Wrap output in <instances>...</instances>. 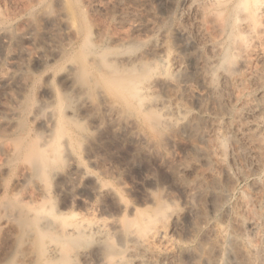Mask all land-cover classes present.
Returning <instances> with one entry per match:
<instances>
[{
	"label": "bare ground",
	"instance_id": "6f19581e",
	"mask_svg": "<svg viewBox=\"0 0 264 264\" xmlns=\"http://www.w3.org/2000/svg\"><path fill=\"white\" fill-rule=\"evenodd\" d=\"M57 1L63 85L25 95L12 121L5 161L19 172L0 186V264H264V0H171L191 23L173 27L133 0L140 38L106 43L79 1ZM92 97L98 128L118 120L151 165L138 183L76 159Z\"/></svg>",
	"mask_w": 264,
	"mask_h": 264
},
{
	"label": "rangeland",
	"instance_id": "374dc122",
	"mask_svg": "<svg viewBox=\"0 0 264 264\" xmlns=\"http://www.w3.org/2000/svg\"><path fill=\"white\" fill-rule=\"evenodd\" d=\"M170 1L171 0H147V8L149 12L151 11L153 15L161 19L166 27H168V25L173 27L177 22H182L181 24L185 22L187 26H190L191 23L189 20H176V15H171L172 13H169ZM48 2H51L53 5V10L51 11L52 14L50 15L51 17H48L46 14V4ZM77 2L79 6L81 5V9H83L85 19L87 23H89L88 25H90L89 27H91V31L94 30L95 32L96 29L104 28L101 33L103 32L105 35H103L105 43L106 40L108 41L110 39H116L115 41L118 42V36L121 38H127L129 34L130 37H132V33L133 35L136 34L134 35L135 38L137 37L136 39L140 38L138 37L139 34L137 32L135 33L131 26V22H133L131 17H133V14L135 13V16L133 17L134 20L138 19L137 17L141 19L142 17H145L144 15L146 13L142 10L138 12V9L140 10L141 8L136 1L86 0L85 3V0H77ZM93 2L96 5L99 4V6H102L103 8H94L95 6ZM84 3L86 5H84ZM29 9L33 14L28 12ZM58 11L59 5L57 0H0V186L7 183V181L9 182V185L14 186L16 184L14 180L16 178L15 175H18L19 172L17 171L19 169L12 170L7 161H5V149L9 142L8 137H10L12 133L11 124L12 121L17 118L19 104L24 98H26L25 95L29 97L32 96V99H37V101L47 100L49 99V93L46 88L48 85L52 86V88L55 87L54 89H60L63 85L61 78L62 73L58 71V67L60 66L57 65L59 64L57 60L58 53L63 46H65L63 44H66L69 36L65 29L66 27L63 17ZM175 20L176 22L173 23ZM170 27L169 29H171ZM8 28L9 31L7 30ZM4 31H7L8 34L4 33ZM170 31H172V29ZM125 33L127 34V37L122 35ZM5 34L6 37L4 36ZM184 40L183 43L186 44L185 41L187 40ZM12 73L14 74L11 77ZM90 98L91 97H88V99ZM92 98L94 105L90 108L89 115L84 118L82 123V130L85 134L83 144L75 148L76 159L82 166L96 171L102 170V176L104 177L106 175L104 178L116 186H118V173L122 172L121 170H124L125 168L124 173L127 172L126 176H123L124 173L122 172L123 174L120 175L121 179L119 178L120 182L125 184H129L130 182L138 183L144 171L149 169L151 165L144 161L140 162L137 156L132 155L128 143H124L123 140L120 141L122 137H128L131 133L118 125V120L114 119L113 121H110L112 125L108 130L105 129L104 131L98 128V125L104 123L105 119L103 114H101L102 111L96 98ZM82 100H87V97L85 98L83 96L80 101L78 100L79 102H77L76 106L79 108L78 112L82 111V105L79 107ZM33 122L32 120L30 121L32 127L36 126V123ZM125 134L129 135L126 136ZM93 142H95V144ZM186 154L188 157H191L190 153H180L179 160H182L183 162L185 160V162L190 161ZM263 177L264 171L257 176L258 179ZM5 179H7V181ZM244 184L246 183H242V185Z\"/></svg>",
	"mask_w": 264,
	"mask_h": 264
},
{
	"label": "clouds",
	"instance_id": "9594fccd",
	"mask_svg": "<svg viewBox=\"0 0 264 264\" xmlns=\"http://www.w3.org/2000/svg\"><path fill=\"white\" fill-rule=\"evenodd\" d=\"M21 131H23V129Z\"/></svg>",
	"mask_w": 264,
	"mask_h": 264
}]
</instances>
